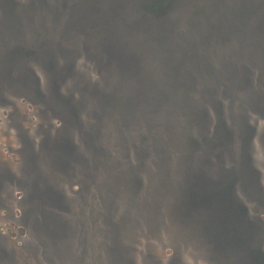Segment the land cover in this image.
Listing matches in <instances>:
<instances>
[{"label": "trees", "instance_id": "trees-1", "mask_svg": "<svg viewBox=\"0 0 264 264\" xmlns=\"http://www.w3.org/2000/svg\"><path fill=\"white\" fill-rule=\"evenodd\" d=\"M194 1L133 0L124 16L104 20L107 28L94 40L72 22L97 0H59L51 15L39 0H8L11 10L26 9L17 13L26 26L0 18L7 39L0 41V92L26 87L44 98L48 90L35 71L44 58L47 68L42 66L54 77L52 101L62 106L56 123L83 131L101 146L99 222L107 253L131 250L119 239L132 228L150 233L168 215L184 217L187 196L200 185V122L212 116L223 123L232 117L231 107L249 106L254 87L264 90V76L243 74L250 63L246 54L264 51L262 29H251L264 0H218L217 11L200 10ZM176 7L185 10L179 14L188 18L191 43H165ZM117 51L121 55L114 57ZM90 62L103 72L101 80L89 74Z\"/></svg>", "mask_w": 264, "mask_h": 264}, {"label": "rangeland", "instance_id": "rangeland-1", "mask_svg": "<svg viewBox=\"0 0 264 264\" xmlns=\"http://www.w3.org/2000/svg\"><path fill=\"white\" fill-rule=\"evenodd\" d=\"M39 1L50 15L57 11L59 0H47V6ZM97 1L100 4L81 12L91 17L79 14L82 17L72 22L93 40L98 30L107 28V17L121 18L133 3L121 0L122 6H113ZM198 2L200 10L221 9L218 0H195L194 5ZM12 6L0 0V18L26 26L17 14L27 13L26 9L11 10ZM183 11L180 7L171 11L174 16L165 43L193 42L188 18L179 14ZM4 27L2 22L0 41H7ZM251 29H262L264 36V9ZM262 41L264 45V37ZM246 56L250 63L243 74L264 76V51L257 55L259 60L255 54ZM42 65L35 71L48 90L44 98L26 87L0 92V264H264V90L254 87L249 106L231 107L232 117L223 123L212 116L200 122V185L196 194L187 196L184 217L168 215L167 222L151 227L150 233L132 228L119 239L131 250L107 253L99 222L101 146L83 131L56 123L60 116L56 109L62 106L52 101L54 77ZM89 71L94 79L104 76L100 69L91 68V62Z\"/></svg>", "mask_w": 264, "mask_h": 264}]
</instances>
